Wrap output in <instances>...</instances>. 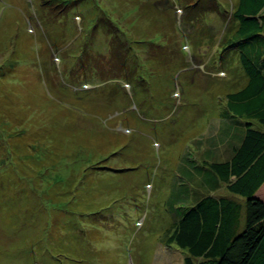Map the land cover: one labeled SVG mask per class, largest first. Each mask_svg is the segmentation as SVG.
<instances>
[{
  "label": "rangeland",
  "instance_id": "374dc122",
  "mask_svg": "<svg viewBox=\"0 0 264 264\" xmlns=\"http://www.w3.org/2000/svg\"><path fill=\"white\" fill-rule=\"evenodd\" d=\"M237 1L0 0V264H184V158L247 81L216 10ZM110 25L130 79L103 65Z\"/></svg>",
  "mask_w": 264,
  "mask_h": 264
},
{
  "label": "trees",
  "instance_id": "16d2710c",
  "mask_svg": "<svg viewBox=\"0 0 264 264\" xmlns=\"http://www.w3.org/2000/svg\"><path fill=\"white\" fill-rule=\"evenodd\" d=\"M181 1L184 8L179 7L185 14L199 3V0L195 4H191L193 0ZM216 10L219 15L229 16L225 21L227 30L233 29L232 38L227 39L223 52L231 48L238 51V64L247 77L243 86L227 96L228 114L255 120L253 123L258 127L253 128V124L246 122L242 143L234 150L232 159L209 167L213 177L236 197L245 198V203L239 199L200 198L194 206L181 212L168 244L185 253L184 264L202 260L206 264H264V201L255 196L264 186V131L261 128L264 127V0H238L231 6V11L225 13L216 3ZM191 17L192 14L189 19ZM107 31L109 57L103 65L107 67L108 64L120 78L130 79L131 74L126 73L129 64L123 55L125 44L112 25ZM10 65L21 67L15 63ZM98 74L99 77L106 75ZM9 149L7 153L11 154L12 160L14 157ZM241 218L245 222H241Z\"/></svg>",
  "mask_w": 264,
  "mask_h": 264
},
{
  "label": "crops",
  "instance_id": "0c3cea01",
  "mask_svg": "<svg viewBox=\"0 0 264 264\" xmlns=\"http://www.w3.org/2000/svg\"><path fill=\"white\" fill-rule=\"evenodd\" d=\"M0 50H3L5 48V43L0 38ZM230 53L232 52V48L229 49ZM233 53V52H232ZM21 69H24L23 67ZM24 72L27 71L24 69ZM229 95V93L226 94V97ZM53 109L50 110V112ZM222 120L226 121V128L224 129V137L222 138V141L220 139H215L216 133H213L212 136L207 139H201L200 141H197L198 144V152L199 149L201 152H204L200 155V161L197 159H192V162H188V158H184V180L188 183H195L197 186V190L190 189L188 191L184 192L183 200L186 202V206L188 208L195 205V203L202 197L205 196H212L216 198H228V199H235L238 200V197H236L234 194L230 193L225 184H221L219 180L213 177L210 171V165L214 163H223V162H229L233 155L234 150L238 147H240L242 143V139L244 137L246 127L244 128L242 124L236 122V117L234 115L224 114L222 116ZM247 121H250L246 119ZM253 122H256L253 120ZM228 123V124H227ZM247 123H251L247 122ZM253 124V128H257L258 124ZM246 126V124H245ZM216 131V130H215ZM216 132H219L216 131ZM222 132V133H223ZM202 137H205L204 135ZM220 146H226L223 148H220ZM210 180H213L211 182ZM264 189V186L258 191L256 197L263 200V197H261L259 194H262V191ZM263 195V194H262ZM186 198H189V200H186ZM264 201V200H263ZM241 222H245L241 218Z\"/></svg>",
  "mask_w": 264,
  "mask_h": 264
},
{
  "label": "built area",
  "instance_id": "2783aa9c",
  "mask_svg": "<svg viewBox=\"0 0 264 264\" xmlns=\"http://www.w3.org/2000/svg\"><path fill=\"white\" fill-rule=\"evenodd\" d=\"M180 9H178V12H179Z\"/></svg>",
  "mask_w": 264,
  "mask_h": 264
}]
</instances>
